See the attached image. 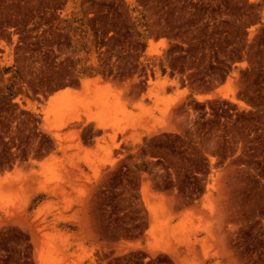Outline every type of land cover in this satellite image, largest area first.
I'll list each match as a JSON object with an SVG mask.
<instances>
[{
	"label": "rangeland",
	"instance_id": "374dc122",
	"mask_svg": "<svg viewBox=\"0 0 264 264\" xmlns=\"http://www.w3.org/2000/svg\"><path fill=\"white\" fill-rule=\"evenodd\" d=\"M0 264H264V0H0Z\"/></svg>",
	"mask_w": 264,
	"mask_h": 264
},
{
	"label": "bare ground",
	"instance_id": "6f19581e",
	"mask_svg": "<svg viewBox=\"0 0 264 264\" xmlns=\"http://www.w3.org/2000/svg\"><path fill=\"white\" fill-rule=\"evenodd\" d=\"M85 84L89 85L92 81L90 80H86L84 81ZM221 90L218 89V92H220ZM71 94V92L69 90H61V91H57L55 93H53L52 95L49 96L48 101H47V110H45V114H47L49 111L52 110V107H55L57 102L63 98H65L66 96H69Z\"/></svg>",
	"mask_w": 264,
	"mask_h": 264
}]
</instances>
